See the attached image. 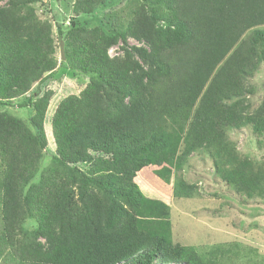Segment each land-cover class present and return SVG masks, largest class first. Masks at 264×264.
Wrapping results in <instances>:
<instances>
[{
	"label": "trees",
	"instance_id": "obj_1",
	"mask_svg": "<svg viewBox=\"0 0 264 264\" xmlns=\"http://www.w3.org/2000/svg\"><path fill=\"white\" fill-rule=\"evenodd\" d=\"M34 1L0 6L1 104L57 66L52 25L33 18ZM103 1L74 0L67 30L56 26L68 67L89 74L90 85L52 116V163L40 168L44 96L30 102L29 126L0 112V264H208L172 240L170 206L134 178L155 166L170 185L203 152L224 182L257 194L260 172L226 129L264 131V105L251 111L247 98L264 62V0H150L163 14L138 8L109 33L75 23ZM118 43L122 55L110 58ZM171 186L175 198L196 190L182 178Z\"/></svg>",
	"mask_w": 264,
	"mask_h": 264
},
{
	"label": "rangeland",
	"instance_id": "obj_2",
	"mask_svg": "<svg viewBox=\"0 0 264 264\" xmlns=\"http://www.w3.org/2000/svg\"><path fill=\"white\" fill-rule=\"evenodd\" d=\"M5 2L0 0V6ZM73 2L35 0L31 3L33 18L41 24L46 22L52 25V35L56 40L53 56L57 66L46 78L32 84L24 94L7 101V104L0 103V112L16 115L29 126L35 114L30 102H42L44 96L42 125L46 146L42 149L40 168L52 163L55 153L51 121L57 106L68 96L81 98L83 90L90 85L89 74L68 67L62 39L64 59H60V39L56 26L60 24L63 30H67L73 16ZM143 7L147 14L154 11L163 14L164 11L163 5L157 7L150 0H106L93 12L75 15L74 20L80 26L98 27L109 33L124 29L134 11ZM127 43L129 46L142 45L132 37H128ZM107 54L110 58L122 55L119 43L111 46ZM247 85L250 90L247 98L253 111L264 105L263 61L248 78ZM226 134L238 153L252 162L260 172L257 194L252 198L224 182L215 172L211 157L203 152L192 153L182 169L173 174L170 185L153 173L155 166L138 171L134 181L145 196L160 199L170 206L172 240L193 246L208 264H264V131L254 132L250 125H245L239 129H226ZM3 166L0 152V177ZM177 178L196 185L191 198L172 196L171 185ZM143 181L149 184V187L144 184L147 189ZM40 240L43 241L42 238Z\"/></svg>",
	"mask_w": 264,
	"mask_h": 264
},
{
	"label": "water",
	"instance_id": "obj_3",
	"mask_svg": "<svg viewBox=\"0 0 264 264\" xmlns=\"http://www.w3.org/2000/svg\"><path fill=\"white\" fill-rule=\"evenodd\" d=\"M60 59H64V55H63V42H62V40L60 41Z\"/></svg>",
	"mask_w": 264,
	"mask_h": 264
}]
</instances>
